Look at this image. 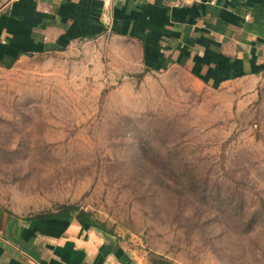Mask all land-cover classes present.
<instances>
[{"label":"rangeland","instance_id":"obj_1","mask_svg":"<svg viewBox=\"0 0 264 264\" xmlns=\"http://www.w3.org/2000/svg\"><path fill=\"white\" fill-rule=\"evenodd\" d=\"M103 51L0 69V205H76L148 260L264 264V76L246 95Z\"/></svg>","mask_w":264,"mask_h":264},{"label":"crops","instance_id":"obj_2","mask_svg":"<svg viewBox=\"0 0 264 264\" xmlns=\"http://www.w3.org/2000/svg\"><path fill=\"white\" fill-rule=\"evenodd\" d=\"M132 74L185 70L213 88L264 76V0H0V69L81 45ZM76 218L20 216L0 205V264H156Z\"/></svg>","mask_w":264,"mask_h":264},{"label":"trees","instance_id":"obj_3","mask_svg":"<svg viewBox=\"0 0 264 264\" xmlns=\"http://www.w3.org/2000/svg\"><path fill=\"white\" fill-rule=\"evenodd\" d=\"M40 218H57V219H72L76 218L86 227L96 229L100 232L110 234L107 231L106 225L97 221L90 212L80 209L76 205H62L55 212H50L37 216ZM156 264H170L167 261L158 260Z\"/></svg>","mask_w":264,"mask_h":264}]
</instances>
